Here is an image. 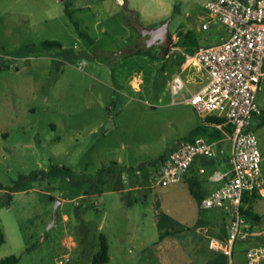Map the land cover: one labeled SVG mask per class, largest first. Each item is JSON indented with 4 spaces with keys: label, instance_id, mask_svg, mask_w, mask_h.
Masks as SVG:
<instances>
[{
    "label": "rangeland",
    "instance_id": "obj_1",
    "mask_svg": "<svg viewBox=\"0 0 264 264\" xmlns=\"http://www.w3.org/2000/svg\"><path fill=\"white\" fill-rule=\"evenodd\" d=\"M211 1L0 0V203L20 175L33 171L67 166L83 181L76 187L50 178L15 193L11 205L0 208V260L15 255L19 264H92L104 236L107 264H230L210 249L209 239H228L231 215L203 210L187 182L160 187L151 178L153 161L207 125L180 102L207 84L204 71L182 62L194 55L183 45L186 34L200 47L226 35L206 8ZM166 22L169 55L155 62L136 55L147 49L165 57L141 31ZM45 41L84 56L66 62L42 49ZM176 76L186 87L173 96ZM255 135L261 181L264 125ZM230 144H223L225 158ZM219 150L214 146L215 157L229 171ZM246 198L244 207L261 215L259 222L246 218L252 235L264 233V198ZM57 201L59 219L50 228ZM250 238L236 242L234 264H247Z\"/></svg>",
    "mask_w": 264,
    "mask_h": 264
},
{
    "label": "built area",
    "instance_id": "obj_2",
    "mask_svg": "<svg viewBox=\"0 0 264 264\" xmlns=\"http://www.w3.org/2000/svg\"><path fill=\"white\" fill-rule=\"evenodd\" d=\"M210 15L227 29L220 43L201 47L186 58L205 72L207 84L180 103L191 105L203 118L217 117L225 123L214 125L232 141L230 170L216 174L215 180L224 186L204 197L203 210L225 209L231 215L229 237L220 241L210 237V249L233 261V249L238 240L252 236L246 217L242 214L243 199L261 187V153L255 130L263 110L258 95L264 89V0H212L206 6ZM204 30L209 24H203ZM186 85L181 76L171 81L173 96L180 95ZM226 128H231L229 133ZM214 140L199 136L185 140L170 152L162 166L151 174L160 187L186 181L197 157H214ZM247 264H264V247H252L246 253Z\"/></svg>",
    "mask_w": 264,
    "mask_h": 264
},
{
    "label": "trees",
    "instance_id": "obj_3",
    "mask_svg": "<svg viewBox=\"0 0 264 264\" xmlns=\"http://www.w3.org/2000/svg\"><path fill=\"white\" fill-rule=\"evenodd\" d=\"M73 13H74L73 11L68 10V14L72 20H73ZM73 22H74L75 27L79 31L80 36L83 38H87V34L84 31H82L79 22H77L75 20H73ZM182 35L183 34L180 33V36H182ZM89 42H92V40L89 39ZM183 45L185 47H191L190 50L193 54H195L201 48L198 44H196L190 38L189 33L186 34ZM41 48L44 49L45 51H53V50L56 51L58 55H60L66 62H69V63H72L73 61H75L79 57L84 56V54L83 55L82 54L77 55L72 50H65L61 43L55 42V41H53V42L45 41L41 44ZM170 51H171V49H168L166 51L164 58H161L157 52L152 51V50H147V49H139L137 51L136 55L149 57L151 61L155 62L159 59H165L169 55ZM185 60H186L185 57H183L182 62H185ZM205 121H206L207 125L199 126L195 129H193L190 132V135L186 140H194L196 137H199V136H207L212 140H216V139H219V138L224 136L222 131L217 130V129H213L210 127L211 125H218V124L225 123L224 119L217 118V117H208V118H206ZM263 124H264V115L261 118L259 126H261ZM226 130L229 133L233 132L231 128H226ZM166 156L167 155L162 156V157H160V158H158L152 162L151 165L155 168V170H158L162 166L163 161L165 160ZM144 167H145V165H141L140 169L144 168ZM108 173L111 174L112 171L109 170ZM103 174H104V172L100 174V177L96 183L97 185L103 184ZM50 178H60L62 180L68 181L69 183L73 184L76 187H80L83 184L82 180L74 178L73 170L67 166H52L50 168V170H48V171L37 170V171H33L32 173L27 174V175L22 174L14 182L13 186L9 188V191L7 192L5 200L2 203H0V208L5 207V206H10L12 201H13V198H14L13 196L15 193L30 190V189H32L34 182L39 181V180H46V179H50ZM187 183L189 184L191 194L200 203L202 201V199L204 198V195L200 192V186H199L198 182L194 181V180H189ZM252 196L257 198L258 192L255 190L253 192ZM247 200L248 199L246 198V195H245L244 199H243L242 214L246 218L253 219L254 221H257V222L260 221V218L257 214L252 213L249 209H246L244 207V203ZM164 237H165V235H162V238H164ZM4 243H5V236H4V233L0 227V244H4ZM109 261H110L109 244H108L106 237L102 236L100 250L94 256L92 264H107V263H109ZM19 263H20V258L15 256V255H11L9 257H6V258H3L0 260V264H19Z\"/></svg>",
    "mask_w": 264,
    "mask_h": 264
},
{
    "label": "crops",
    "instance_id": "obj_4",
    "mask_svg": "<svg viewBox=\"0 0 264 264\" xmlns=\"http://www.w3.org/2000/svg\"><path fill=\"white\" fill-rule=\"evenodd\" d=\"M120 1L122 2L123 0H120ZM226 37H227V29H226V35L222 38V40ZM258 104L264 113V89L258 95ZM259 125H260V122L257 124L256 128L260 127ZM211 126H214V125H211ZM227 141L231 143L230 144V155L225 158L224 157L225 150L223 148V144ZM214 142H215V146H218L220 149L219 153L221 154V159L224 160L225 163H228L230 166L229 157L232 155V141L229 139L228 136L224 134L223 137L214 140ZM178 145H176L175 148H177ZM262 161H263V158H262ZM223 169H224L223 164L217 161V157H215V155L214 157H211V158L197 157L192 167L190 168V171L188 173V176L185 182H188L189 180L197 181L200 186V192L204 195V197H206L224 186L226 182L225 179L215 180L214 178L215 175L218 173L224 174L228 172V170H223ZM256 191L258 192V197L262 200L264 198V180H261V187L257 189ZM257 215L259 216L261 220V215L258 213ZM249 243H250L249 249L252 247H258V246L264 245V233H261V232L255 233L249 239Z\"/></svg>",
    "mask_w": 264,
    "mask_h": 264
},
{
    "label": "water",
    "instance_id": "obj_5",
    "mask_svg": "<svg viewBox=\"0 0 264 264\" xmlns=\"http://www.w3.org/2000/svg\"><path fill=\"white\" fill-rule=\"evenodd\" d=\"M59 1L64 2V0H59ZM141 32L143 36L147 38V41L149 43L157 44L161 47L162 55L166 54V51L169 49V47L172 44V37L169 31V22H166L157 28H153V27L142 28ZM59 203L60 201L56 202V205L54 208V220L50 228L54 226L59 219V215H58V204Z\"/></svg>",
    "mask_w": 264,
    "mask_h": 264
},
{
    "label": "flooded vegetation",
    "instance_id": "obj_6",
    "mask_svg": "<svg viewBox=\"0 0 264 264\" xmlns=\"http://www.w3.org/2000/svg\"><path fill=\"white\" fill-rule=\"evenodd\" d=\"M153 45H154V47H157L159 50L161 49V47L159 45H157V44H153Z\"/></svg>",
    "mask_w": 264,
    "mask_h": 264
}]
</instances>
